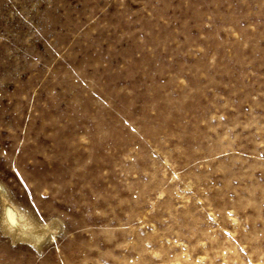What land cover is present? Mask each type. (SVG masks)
I'll use <instances>...</instances> for the list:
<instances>
[{"label": "rangeland", "instance_id": "1", "mask_svg": "<svg viewBox=\"0 0 264 264\" xmlns=\"http://www.w3.org/2000/svg\"><path fill=\"white\" fill-rule=\"evenodd\" d=\"M0 264H264V0H0Z\"/></svg>", "mask_w": 264, "mask_h": 264}, {"label": "bare ground", "instance_id": "2", "mask_svg": "<svg viewBox=\"0 0 264 264\" xmlns=\"http://www.w3.org/2000/svg\"><path fill=\"white\" fill-rule=\"evenodd\" d=\"M24 216H26V215H24ZM40 227H42V226H40V224H37V223L30 221V220L28 221V223H23V227H22L24 230V233L26 235H28L27 240H29L31 243H33L37 246H39L40 242L44 239V237L47 234L46 233L44 236V232H46V230L43 232V231L39 230Z\"/></svg>", "mask_w": 264, "mask_h": 264}]
</instances>
